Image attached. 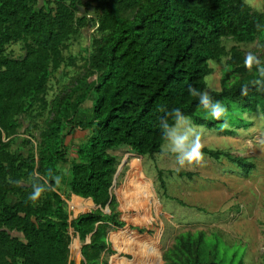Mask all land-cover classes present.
<instances>
[{"label":"trees","instance_id":"16d2710c","mask_svg":"<svg viewBox=\"0 0 264 264\" xmlns=\"http://www.w3.org/2000/svg\"><path fill=\"white\" fill-rule=\"evenodd\" d=\"M93 1L0 0V264H68L70 227L83 242L81 264H108L103 255L115 252L109 229L126 225L112 193L119 159L111 150L128 146L140 156L162 153L160 122L167 118L172 123L168 114L177 108L210 128L228 121L197 115L202 106L189 93V88L206 91L211 61L226 57L221 89L209 92L213 101L235 102L242 113L260 108L264 115V77L258 71L264 59L249 69L246 52L224 44L226 39L258 41L264 49V11L244 0ZM91 9L99 11L98 26L84 72L48 99L51 77L75 62L71 55L68 62L64 56L67 41L80 33ZM18 42L25 51L15 57L8 46ZM88 99L92 110L83 122L81 106ZM71 125L91 132L70 160L64 135ZM32 130H38L36 145L22 136L32 137ZM203 153L225 157L245 173L255 166L228 150L204 147ZM67 162L69 192L100 205L72 221L68 201L54 179ZM34 172L42 178L36 182L47 180L50 185L36 201L29 199ZM157 180L166 194L161 170ZM108 205L110 211L105 212ZM131 227L150 232L144 226ZM89 235L91 241L85 243ZM71 248L80 255L76 243ZM163 261L229 264L218 241L208 242L203 231L177 236Z\"/></svg>","mask_w":264,"mask_h":264},{"label":"rangeland","instance_id":"374dc122","mask_svg":"<svg viewBox=\"0 0 264 264\" xmlns=\"http://www.w3.org/2000/svg\"><path fill=\"white\" fill-rule=\"evenodd\" d=\"M244 1L254 10L264 11V0ZM98 12L94 9L88 11V20L80 33L68 39L69 49L64 56L68 62L71 55L75 62L64 64L51 77L48 99L55 97L69 86L73 77L84 72L92 36L98 26ZM224 44L228 49L238 46L246 54L253 53L260 61L264 59V49L258 41L245 44L226 39ZM8 51L20 57L25 50L23 43L18 42L10 44ZM225 61L226 57L210 62L213 72L206 77V91L221 89ZM92 104L91 99L82 104L83 122L89 119ZM222 104L227 109L226 117L222 118L228 121H218L219 127L196 124L193 117H188L202 130L205 147L228 150L253 162L255 166L249 173L225 157L215 159L206 153L201 164L179 168L173 154L140 156L128 146L111 150L119 159L112 193L126 225L109 229L108 239L113 242L115 252L103 255L108 264H164L163 254L175 244L177 236L199 231L205 232L208 242L218 241L221 255H227V263L264 264V143H261L264 141V115L260 108L242 113L235 102ZM196 114L214 120L203 107ZM90 132V128L79 125L66 128L64 142L70 160L76 158V150L88 139ZM32 134V137L29 134L22 136L31 138L36 145L38 130H32ZM70 167V162L60 166L58 189L68 201L69 220L72 221L96 206L71 195L68 185ZM160 170L167 184L164 195L157 180ZM104 211L108 212L106 208ZM131 226H144L150 232L140 233ZM69 233L71 247L76 243V249L81 251L83 242L79 235L72 227ZM78 253L70 249L68 264H80L82 258Z\"/></svg>","mask_w":264,"mask_h":264},{"label":"clouds","instance_id":"9594fccd","mask_svg":"<svg viewBox=\"0 0 264 264\" xmlns=\"http://www.w3.org/2000/svg\"><path fill=\"white\" fill-rule=\"evenodd\" d=\"M244 64L247 68L251 69L253 64L259 66L261 62L253 53L249 52L246 54ZM258 71L259 75L264 77V66H260ZM255 83H260V81H256ZM189 93L199 98L200 105L208 111L211 118L219 120L222 117H226V107L220 101H213L208 91L189 88ZM242 94H247L246 87ZM168 115L173 118L172 123L167 118L162 119L160 122L162 139L164 141L161 145L162 154H173L179 168H183L186 165L201 164L204 160L203 149L205 147L202 142V130L194 125L191 119L185 116L178 108L173 109ZM261 143H264V141H261ZM32 175L35 179L32 184L33 191L29 195V199L36 201L45 191L49 190L50 185H48L47 180L43 184L36 182L42 179L39 173L34 172ZM54 179L56 185L59 186L61 177L55 176ZM16 183H19V181Z\"/></svg>","mask_w":264,"mask_h":264},{"label":"crops","instance_id":"0c3cea01","mask_svg":"<svg viewBox=\"0 0 264 264\" xmlns=\"http://www.w3.org/2000/svg\"><path fill=\"white\" fill-rule=\"evenodd\" d=\"M72 196H75V197H77V198H81V199H91L92 200V202L94 203V201H93V199L92 198H90V197H87V198H85V197H81V196H78V195H75V194H71ZM95 204V206L97 205L96 203H94ZM98 206V205H97ZM106 212V211H105ZM84 213V212H83ZM81 214V213H80ZM79 214V215H80ZM76 218V217H75ZM91 235H89L88 237H90ZM90 241H91V238H90ZM85 243H86V241H85ZM71 247V245H69V248ZM82 247V246H81ZM71 249V248H70ZM81 251H80V255H81ZM82 262V261H81ZM81 262H80V264H81Z\"/></svg>","mask_w":264,"mask_h":264},{"label":"water","instance_id":"95a60500","mask_svg":"<svg viewBox=\"0 0 264 264\" xmlns=\"http://www.w3.org/2000/svg\"><path fill=\"white\" fill-rule=\"evenodd\" d=\"M115 177V176H114ZM114 182H115V178H114V180H113V185H114ZM113 185H112V188H113ZM96 208H100V205H96ZM106 209L108 210V212L110 211V209H109V205L106 207ZM87 212H89V211H87ZM90 242V237H89V240L88 241H86V243H89ZM81 258H82V260L84 259V257H83V255H82V253H81Z\"/></svg>","mask_w":264,"mask_h":264}]
</instances>
